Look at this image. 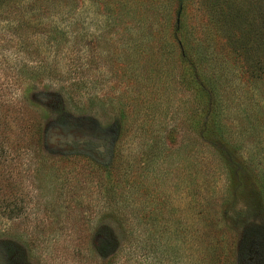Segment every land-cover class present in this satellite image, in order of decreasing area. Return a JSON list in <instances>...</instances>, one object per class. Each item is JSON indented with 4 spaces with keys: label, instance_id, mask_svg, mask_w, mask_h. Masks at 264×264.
<instances>
[{
    "label": "rangeland",
    "instance_id": "rangeland-1",
    "mask_svg": "<svg viewBox=\"0 0 264 264\" xmlns=\"http://www.w3.org/2000/svg\"><path fill=\"white\" fill-rule=\"evenodd\" d=\"M179 5L38 0L42 30L21 44L18 22H0V104L13 108L0 189L17 211L0 212V264H264L262 88L231 74L223 133L203 135L178 54L159 47L179 48L181 21L218 58L236 54L210 0ZM85 141L104 151L68 145Z\"/></svg>",
    "mask_w": 264,
    "mask_h": 264
},
{
    "label": "trees",
    "instance_id": "trees-1",
    "mask_svg": "<svg viewBox=\"0 0 264 264\" xmlns=\"http://www.w3.org/2000/svg\"><path fill=\"white\" fill-rule=\"evenodd\" d=\"M37 1L38 0H0V22H6L7 20L9 22H18L19 25L15 26L12 32L19 44L39 35L37 32H31V28L42 30L40 28L42 25L41 21L43 14L46 12V8L41 9L43 11H36ZM44 1L58 3L63 0ZM180 1L181 5L179 6L181 10H184L185 0ZM210 5L211 8L213 7L214 9V15L217 17L216 21L220 25L221 31L225 35H229L233 40V48L236 55L232 59V63L229 64L231 55L224 60L223 58H218L214 50L212 48L210 49L209 44L204 45L201 41H197L188 36L185 25L181 21H179L174 28V35L179 38V48H177V46L174 47L171 42L165 43L164 46L159 47L160 51L166 49L167 51L169 50L168 53L171 55L174 54V52L178 54L184 71V78L182 77L181 79L188 85V88L198 96V102L203 108L201 111L204 115L201 130L203 135L223 133L218 120L222 107L220 105L222 99L219 97L218 89L228 85L232 87V80L229 81L231 74L236 76L233 79H238L239 81L240 79H245L246 83L259 84L262 88L261 95L264 105V0H246V4L244 5L237 0H231V2L229 0H210ZM154 7L155 11H160V8H157V6H151L152 9H154ZM69 10L72 11L71 8ZM161 11L164 10L162 9ZM2 14H5L4 18ZM25 19L27 21L26 23L20 22ZM145 22L144 20L139 21L138 26H136L137 32L138 34L140 33V35L142 31L150 35L153 29L151 22ZM29 23L33 26H30ZM44 33L49 34L51 37L53 36V41L58 38L67 39L68 37L66 32L60 30L58 27H53L52 31ZM80 36V41H82L88 37V34L84 33L80 34ZM103 36V32L98 31L93 35L92 39L98 40L103 38ZM75 37H79L78 33ZM64 42H67V40H63V43ZM83 45L80 46L79 52L86 49V46ZM136 47L137 49L139 48L138 46ZM150 50V48H147L148 52ZM142 52L144 51L142 50ZM54 74L55 72L52 73V75ZM12 110V107L0 104V163H5L7 157L6 156L4 159L3 155L8 148L7 133L9 131L10 121L7 115ZM41 133L42 131L38 129L33 133L34 146L36 147L40 145L39 143L42 139ZM0 166L4 167L1 164ZM0 191H3L0 193V212L3 213V216H6V212L8 211L10 214L7 216L10 218L11 215L16 214L14 213L16 208L10 210L7 207L10 198H15V194L11 192L10 188L8 190V186L4 187L3 190L0 189Z\"/></svg>",
    "mask_w": 264,
    "mask_h": 264
},
{
    "label": "flooded vegetation",
    "instance_id": "flooded-vegetation-1",
    "mask_svg": "<svg viewBox=\"0 0 264 264\" xmlns=\"http://www.w3.org/2000/svg\"><path fill=\"white\" fill-rule=\"evenodd\" d=\"M70 146H72L73 148H80L82 150H85L87 152L91 151V152H96L99 154H102V151L100 150V145H96L94 142L92 141H85V142H72L70 144H68ZM96 147V148H95Z\"/></svg>",
    "mask_w": 264,
    "mask_h": 264
},
{
    "label": "water",
    "instance_id": "water-1",
    "mask_svg": "<svg viewBox=\"0 0 264 264\" xmlns=\"http://www.w3.org/2000/svg\"><path fill=\"white\" fill-rule=\"evenodd\" d=\"M100 150H101L102 152L104 151V149H103V148H101Z\"/></svg>",
    "mask_w": 264,
    "mask_h": 264
}]
</instances>
